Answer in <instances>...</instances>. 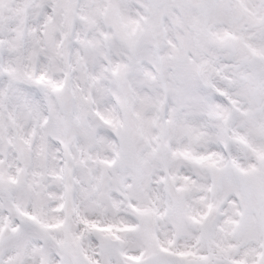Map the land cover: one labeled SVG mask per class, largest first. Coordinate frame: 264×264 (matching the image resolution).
Instances as JSON below:
<instances>
[{"label": "snow or ice", "instance_id": "snow-or-ice-1", "mask_svg": "<svg viewBox=\"0 0 264 264\" xmlns=\"http://www.w3.org/2000/svg\"><path fill=\"white\" fill-rule=\"evenodd\" d=\"M0 264H264V0H0Z\"/></svg>", "mask_w": 264, "mask_h": 264}]
</instances>
